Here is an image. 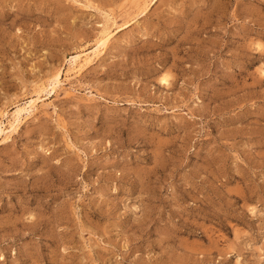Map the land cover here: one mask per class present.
Listing matches in <instances>:
<instances>
[{
	"label": "rangeland",
	"instance_id": "obj_1",
	"mask_svg": "<svg viewBox=\"0 0 264 264\" xmlns=\"http://www.w3.org/2000/svg\"><path fill=\"white\" fill-rule=\"evenodd\" d=\"M0 264H264V0H0Z\"/></svg>",
	"mask_w": 264,
	"mask_h": 264
},
{
	"label": "bare ground",
	"instance_id": "obj_2",
	"mask_svg": "<svg viewBox=\"0 0 264 264\" xmlns=\"http://www.w3.org/2000/svg\"><path fill=\"white\" fill-rule=\"evenodd\" d=\"M101 41H104L105 43H106V41H105V39H102ZM105 43L103 44V46L105 45ZM101 44V43H100ZM91 55H89L88 54V52H83V53H81V54H77V55H73L72 57H71V59H73L72 61H73V66H74V69H75V65H77L76 63H77V61L79 60V58H81V57H85V58H89ZM77 67V66H76ZM73 69V70H74ZM55 83V82H54ZM57 84H54L52 87L53 88H55V86H56ZM46 98H44V99H41L40 100V97H38V98H36L34 101H43V100H45ZM34 108H36V107H34ZM34 108H30L29 106H27V107H18L17 109H16V111H15V113H13L12 114V117H13V120L11 121V123H10V125H12L14 122H20V120H19V118L21 117V115H23L24 113L25 114H28L32 109H34ZM2 114V113H1ZM27 116V115H26Z\"/></svg>",
	"mask_w": 264,
	"mask_h": 264
}]
</instances>
